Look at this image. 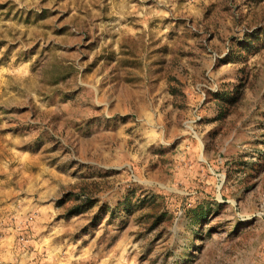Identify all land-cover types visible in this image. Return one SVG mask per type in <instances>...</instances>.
I'll return each instance as SVG.
<instances>
[{
	"label": "rangeland",
	"instance_id": "obj_1",
	"mask_svg": "<svg viewBox=\"0 0 264 264\" xmlns=\"http://www.w3.org/2000/svg\"><path fill=\"white\" fill-rule=\"evenodd\" d=\"M0 264H264V0H0Z\"/></svg>",
	"mask_w": 264,
	"mask_h": 264
}]
</instances>
